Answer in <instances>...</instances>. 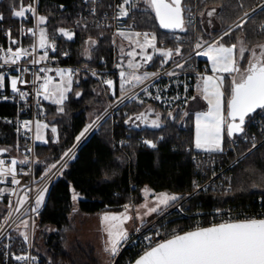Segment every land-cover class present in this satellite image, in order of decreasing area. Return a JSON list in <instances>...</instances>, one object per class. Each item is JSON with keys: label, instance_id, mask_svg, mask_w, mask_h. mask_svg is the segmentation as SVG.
Wrapping results in <instances>:
<instances>
[{"label": "trees", "instance_id": "obj_1", "mask_svg": "<svg viewBox=\"0 0 264 264\" xmlns=\"http://www.w3.org/2000/svg\"><path fill=\"white\" fill-rule=\"evenodd\" d=\"M200 3V10L217 7L220 29L213 30L206 40L218 37L222 32L225 45H234L238 37L245 36L249 50L264 43V7L253 11L264 0H183V8ZM34 0H0L2 22L14 26V35L25 43L31 38H22V21L12 15L34 4ZM80 0H39L42 16L46 17V28L51 41L57 44V51L51 55L54 62L94 67L102 61L113 63L114 43L111 29L78 28L75 20ZM132 12L144 15L138 21L139 30H151L157 44L173 51L171 62L186 57L194 51V33L189 26L185 31H169L159 26L153 11L136 8ZM245 13H248L245 16ZM242 25V26H239ZM74 33L73 39L63 37L59 29ZM199 34L202 35V29ZM187 37L188 42L176 40V36ZM203 37V35H202ZM90 40L95 44L90 47ZM90 49L87 58L86 49ZM176 49L180 54L176 55ZM250 51L245 52L247 59ZM163 57L155 56L150 68L161 65ZM4 70L0 69V73ZM70 91L63 111L58 106L48 104L46 121L55 125L59 137L54 140L48 131V142L36 148V174L49 172L50 165L57 164L64 153L78 142L76 137L89 125H93L105 112L110 103L116 100L107 96L98 80L84 71ZM3 92H8V79ZM79 93V95H77ZM149 103V102H147ZM145 104V103H144ZM144 104L126 102L114 115L108 116L96 127L94 132L79 148L76 156L62 169L54 181L46 204L37 217V237L35 250L52 264H95L92 248L74 250L77 255L66 249V229L70 226L75 211L94 214L104 211H121L125 205L142 201V188L150 186L156 192H169L178 196L175 202L187 198L194 190L196 170L193 157L194 116L191 112L178 111L171 114L161 111L165 124L160 128L148 126L131 127L128 119L141 112ZM158 109V108H157ZM20 117L18 106L0 102V149L8 150L5 156H16L22 146L17 121ZM90 129V128H89ZM150 141L155 147L145 143ZM233 190L224 192H199L192 196L190 205L200 212H209L229 204L239 211L258 212L264 210V144L249 153L233 170ZM135 186L137 188H135ZM73 189L82 198L75 202ZM261 200V202H260ZM174 202V203H175ZM0 205V211L2 209ZM53 228V232H49Z\"/></svg>", "mask_w": 264, "mask_h": 264}, {"label": "built area", "instance_id": "obj_2", "mask_svg": "<svg viewBox=\"0 0 264 264\" xmlns=\"http://www.w3.org/2000/svg\"><path fill=\"white\" fill-rule=\"evenodd\" d=\"M34 4L36 13L40 16L39 0H35ZM121 5H123V0H80L75 26L78 28H108L111 29L113 34V63L109 64L104 60L94 67L54 62L51 55L56 53L57 44L51 41L48 35L49 43L54 44L56 50L52 51L51 47L46 49L38 47V30L36 17L34 16H32L30 29L37 30V35L22 34V38H31V43H25L22 39L16 37L13 25H6L0 21V47L5 52L11 47L13 51L17 48L28 49L30 53L29 56L22 57L17 65H3V61H0V65H3L0 69L7 72L6 79L9 83L8 92H0V102H9L18 106L20 117L17 121V127L23 142L16 156L3 155L0 159L5 161L6 166H10L12 159L17 161L27 159L28 161L26 164H17L16 179L20 181L19 184H12L11 177L0 178V189H3V193L0 194V205L3 207L0 211V264H52L35 250L38 233L37 217L46 204L54 181L66 164L76 156L79 148L94 132L99 123L108 116L114 115L121 105L150 86L153 91L149 101L154 107L161 111H168L171 114H176L180 110L185 111L194 99L196 79L208 73L207 67L200 61L199 55H196L197 51H203L207 46L204 45L201 49L195 47L198 42L197 34L200 20V6L196 3L186 7L187 23L194 30V51L174 62L169 59L167 63H163L164 59H162L158 68L152 69L149 67L137 70V72H156L158 75L147 79L141 85L123 94L118 100L110 103L108 113L103 114L92 125L86 135L81 138L83 140L72 148L69 156H64L56 164V168L47 172V175H37L35 166L38 142L35 138V123L37 121L46 122L49 113L48 104L51 103L50 100H44L42 95L37 96V90L43 83V78L50 76L53 83L58 84L61 80V77L57 75L56 70L58 69L73 70L71 78H79L82 72L86 71L98 80L107 96H112L111 92L115 93L117 85L121 81L120 72H126L127 70L120 61L118 50L120 33L139 32L141 37H143V33L154 35L151 30L138 29V21L143 20L144 15H138L128 10V5H123L128 15L120 16ZM43 28H45L44 25ZM9 31L11 33L10 37L8 35ZM175 38L182 42L189 41L187 37H181L180 35ZM11 40H15L17 43L11 44ZM34 47L35 50H33ZM45 51L48 52V59L41 61L40 64H33L32 61L42 56ZM2 54L0 53V55ZM178 65L183 67H178ZM42 67L52 69V71L41 73L39 69ZM17 68L27 69V71L21 74L17 71ZM34 73L41 78L37 80ZM168 73L175 74L168 75ZM21 75L27 83L18 82L17 86L21 91L28 93L25 100H20L18 93L12 92L10 87V80ZM108 80L113 82L111 87L105 83ZM3 96H7L8 99H3ZM23 121H31L32 123L26 129L22 126ZM243 128V132L234 133L232 136L226 135V143L222 151H197L192 160L197 175L193 192L187 198L175 202L166 212L160 213L157 217L138 226L124 244L113 264H134L150 246L171 239L175 234H183L224 222L245 221L249 218L264 219V210L258 212L239 211L235 205L229 204L209 212H200L189 203L192 196L199 192L229 193L233 190V170L235 167L249 153L264 144V109L258 108L246 117ZM135 188L137 187L135 186ZM42 190L43 202L36 211H33L32 209L36 208V197L41 194ZM25 191L27 192V202L20 207L19 212H16L14 209L17 207V201L24 196ZM10 201L12 207H9ZM9 213H11L10 216ZM5 218H7V222H5ZM25 220L28 222L27 227L22 223ZM21 233L27 235V241L24 240ZM146 237H151V241L147 240ZM18 255L36 257V260L18 261L15 259V256Z\"/></svg>", "mask_w": 264, "mask_h": 264}, {"label": "snow or ice", "instance_id": "obj_3", "mask_svg": "<svg viewBox=\"0 0 264 264\" xmlns=\"http://www.w3.org/2000/svg\"><path fill=\"white\" fill-rule=\"evenodd\" d=\"M35 2V0H34ZM150 7L155 10L156 18L159 21V26L168 30L185 31L184 18L182 16V0H148ZM123 5L131 6V0H123ZM120 6V16H127L128 12ZM214 11V10H213ZM26 13H31L36 17V27L38 30V47L46 49L51 47L52 51H55V45L49 43L48 34L45 28L41 27L46 23V17L38 16L35 7L29 5L24 7L22 4L19 10L14 9L12 15L16 18L27 19ZM213 13L209 12L211 16ZM248 13H245L247 16ZM4 17L0 15V20ZM79 23V22H78ZM242 26V25H239ZM37 30L28 29V32L33 36L37 35ZM59 32L63 37L68 40H72L74 33L69 32L63 28L59 29ZM229 32H225L223 35H229ZM11 35L10 31L8 33ZM124 35V33H120ZM136 37L141 36V33H134ZM223 39L221 36L214 44L207 47L205 51H197L196 55L208 56L212 62V71L214 73H227L229 75L233 73H240L241 69L236 59H234V52L236 45L224 46L219 41ZM156 36L149 33H143V43L139 40L134 43L141 49L140 53L132 52L127 53L128 56L133 57L128 61V69L130 71L120 72L121 77V90H124L126 84H131L133 81L136 83H143L146 79H150L158 75L156 72L144 71L141 75H137L136 72L144 65L153 61L151 54H146L148 48L153 49V52H159L164 58H171L173 55L172 50L160 51L156 48ZM17 41L11 40V44H16ZM95 43V41H91ZM206 43V42H205ZM196 49H201L204 44L197 42ZM259 53L256 50H249L245 46L241 45L239 48V58L243 59L245 52H251V59L248 61V67L244 70L246 74L242 75L239 82L232 79L230 84V99L227 101V113L224 114L223 97L225 95L222 91L224 87L225 77L219 76H204L202 77V92L203 98L208 103V111L201 113L196 117V148H203L206 151H222V131L226 125V132L228 136H232L234 133H240L244 131L243 125L245 118L250 113L255 112L258 108L264 109V45H258ZM35 50V47L33 48ZM87 52V49L85 50ZM176 54H180V50L176 49ZM0 61H3V65H17L22 57L30 55L28 49L17 48L15 51L11 47L5 50L0 47ZM140 55L143 64L135 61V56ZM48 59V52L45 51L42 56L32 61L33 64H40L41 61ZM163 63H167V59L163 60ZM3 65H0L2 67ZM119 66V65H118ZM178 67H183L178 65ZM17 71L21 74L27 69L17 68ZM52 71V69L40 68L39 72ZM57 75L61 77L60 83L54 84L53 79L50 76L43 78V83L37 90V96L42 95L44 100H50L55 105H63L67 98L65 93L71 90L73 70L71 69H58ZM95 74V73H94ZM175 73H168V75H174ZM37 80L41 77L34 73ZM19 83H27L21 76L13 77L10 80L11 91L18 93L20 100H25L28 96L27 92L21 91L18 88ZM110 87L112 81H105ZM5 74L0 73V90L5 88ZM146 91V90H145ZM79 95V93H77ZM3 99H8L7 96H3ZM159 99V97H157ZM143 101H141L142 103ZM63 111V107L58 109ZM131 120L132 117H129ZM136 120L145 119V114L140 113L135 117ZM238 121V122H237ZM31 121H23L22 126L29 128ZM151 126L159 127V122L153 120ZM47 124L35 123L36 140H40L43 143L48 141L44 139L41 129L47 128ZM92 125L87 126L75 139L77 142L86 135ZM51 132L55 134L57 132L56 127L51 128ZM150 146L155 147L150 141H145ZM8 151L7 149H0V154ZM30 151V150H29ZM72 149H69L64 153V156H69ZM63 159V157L61 158ZM27 159L17 161L12 159L10 166L5 165V161L0 159V178L11 177L12 184H19L20 181L16 179L17 164H26ZM56 168V164L50 165L48 171ZM26 174V173H25ZM47 175V173H45ZM149 190L146 188L145 192ZM43 190L41 194L36 197V211L43 202ZM3 193V189H0V194ZM77 196L74 194L73 199ZM178 197L167 193H161L157 196V203L155 207L148 208L145 215L156 213L161 206H167L170 201L177 200ZM27 202V192L24 196L20 197L17 201V207L14 211L19 212L20 207ZM9 207H12L11 201ZM147 207V205H143ZM128 206L125 205V213L119 215L105 216L103 219L106 221H112L109 232L110 248L106 251H110L115 256L118 251V245L121 241H126L128 238L127 230L123 228L124 222L131 219L127 213ZM11 213H9V216ZM7 222V218H5ZM25 227L28 226V222L25 220L22 222ZM24 240L27 241L28 237L25 233H21ZM151 241V237H146ZM18 261H35L36 257L18 255L15 256ZM135 264H264V219L249 218L241 222H224L217 225L209 226L206 228H198L194 231H188L184 234H175L171 239H167L164 242L156 243L150 248L144 251V254L135 261Z\"/></svg>", "mask_w": 264, "mask_h": 264}, {"label": "rangeland", "instance_id": "obj_4", "mask_svg": "<svg viewBox=\"0 0 264 264\" xmlns=\"http://www.w3.org/2000/svg\"><path fill=\"white\" fill-rule=\"evenodd\" d=\"M202 1H205V0H202ZM131 2L135 6H138V8L155 12V10L150 7V4H149L148 0H131ZM196 3L199 4V6H200V3H198V1H196L194 4H196ZM34 5L35 4H32L33 7H34ZM262 7H264V1H262L253 11H257V10L261 9ZM208 8H211V7H207L204 11L200 10V20H199L198 34H197L198 41H199V39H201L200 37L202 35L204 37H207V35H209L213 30L220 29V23L218 21V16H217L218 8L214 6L213 8H215V11H214L215 13L212 12L213 14L211 16L206 15V22H205V23H208L207 20L209 18V21H212L210 23V27L209 28L210 29L214 28V29L211 32H209V34H206L204 32V27L201 24L202 23L201 22V18H202V14L206 13L205 11ZM39 13L42 15L40 10H39ZM26 16H27V19H22V18H18V19H20L22 21L29 22L30 18L32 17V14L31 13H26ZM0 21H2V20H0ZM29 24H30V22H29ZM29 24L26 23V24L22 25L21 36L24 33H26V34L29 33L28 32V29H30ZM184 25H185V21H184ZM41 27H43V25H41ZM191 29H192V31L194 33L193 28H191ZM200 29H202V35L199 34ZM224 32H222V34ZM123 33H124V35L123 36L120 35V37H119V49L118 50H119V54H120V61H121L122 65H123V67L127 68L126 72H128V71H130L128 69V67H127L128 61L132 60L133 57L128 56L127 53L132 52L133 50H136V46L137 45L134 43V41L139 40L141 43H143V37H141V36L136 37V36L133 35L134 33H139V32H133V33H125V32H123ZM222 34H220V35H222ZM127 35L132 40V42H130L132 44L131 48H128L129 43H128V38L126 37ZM239 40H243V42H244L243 46H245L247 49H249L247 44H246V39H245L244 35H241V36L238 37L237 43H238ZM91 41H94V40H90V47H92L95 44V43L94 44L91 43ZM201 43L204 44V42H201ZM219 43L223 44L226 47L228 46V45H225L222 42V40H220ZM155 44H156V48L159 49L160 51L170 50L169 48H167V47H165L163 45H158L157 44V40L155 41ZM241 45H242L241 43H238V47H237V49L234 52V59L238 60L237 62H238L239 66H240V69H241L240 73H233L231 75H229L227 73H214L212 71V62L208 58V56L200 55V56L204 57V59L209 63L208 65L210 67L209 68V73H207L205 76H209V75H211V76L223 75L225 77L224 87L222 89V91H224V93H225V95L223 97L224 114H225V116H226V113H227V101H228V99H230V84H231V81H232L233 78H235V80L237 82L240 81L242 75L246 74L244 70L248 67V61H249V59H251V52H250V54H249L247 59H241V58L237 59L236 58V53L239 56V48L241 47ZM259 45H264V43L263 44H259ZM230 46H232V45H230ZM257 46L258 45H255L254 47H252L251 50H256ZM258 50H256L257 53H259V51H260V50L259 51ZM89 51H90V49L88 48L87 49V53H86L87 54V58H90V52ZM136 57L137 56H135V61H138V59H136ZM1 73L5 74V80H6L7 75H8L7 72L4 71V72H1ZM136 74L137 75H141L142 73L137 72ZM71 79L73 81L72 85H71V90H72L73 85L75 83H77L79 81V79L78 78H71ZM5 83H6V81H5ZM139 84L136 83L135 81H133L131 84H126L124 86V90L122 91L121 90V81H120L118 83V85H117V90L115 91V93L111 92V95L113 97H115L116 100H118L123 94H125L129 90L134 89ZM3 90L4 89L0 90V92H3ZM145 90L142 91L137 96H135L132 99H130L129 101H127V102L133 101V102H136L137 104H141V105L145 103L144 104V108L142 109L141 112H138V113L133 114V115L130 116V117H132V119L131 120L128 119V124L131 127H135V128H142V127H145V126L154 128V127L151 126V122L153 120H157L158 119V122H159L160 126L156 127V128H160V127H162L165 124L164 119H163V114H161L162 113L161 110H159V109H157V108H155V107H153L151 105H148V103H147L149 98H150L151 92L153 91L151 86L146 88ZM70 91L65 93L67 98H68V95H69ZM196 96L199 98V100L197 101V105H196V109L197 110L192 112L193 116H194V126H195L194 148H196V146H195V142H196V117H197V115H199L201 113L207 112L208 108H209L207 101L203 98L202 78H200L198 80L197 84H196ZM67 98L65 99L64 103L66 102ZM141 101H143V102L141 103ZM64 103H63V105H57L58 108L64 107ZM51 104H53V103L51 102ZM155 110H156V112H155ZM140 113H144L145 114V119L136 120L135 117L137 115H139ZM40 123L48 125L47 128L41 129V133H42L44 139L48 140V136H49L48 131L51 132V128L53 126L56 127L57 132L55 134L52 133L53 134L52 136H53L54 140L58 139L59 130H58L57 126L50 125L48 121H46V122L45 121H40ZM101 123H99V125ZM221 135H222V145H221V147L223 149L224 146H225V143H226V135H227L226 125L224 126V130L222 131ZM82 140L83 139H81L80 141H82ZM36 141L38 142V144H45V143H43L40 140H36ZM151 144H153V143H151ZM199 150L206 151L203 148H200ZM146 188L149 190L148 192H145ZM141 192L143 194V199H142L141 202L136 203V204L127 205L128 206V210H127L126 214L128 216L132 217V218L127 220L126 222H124L123 228L125 230H127L128 238H127L126 241H121L120 242V244L118 245L119 251H118V253L115 256H113L110 251H106V249L110 248L108 229H109L110 225L113 224L114 222L106 221L103 218L106 215L107 216H112V215H119L121 213H125V206H124V208L121 211H118V212H116V211H104V212H98V213H94V214H89V213H84L83 214L81 212L75 211L72 214V216H71L70 226L66 229V232H65V236H66V240H67L66 241V249L68 251L74 253L73 255H77V252H75L74 250H78L79 251L83 247L84 248L85 247H89V248H92L93 251H94L93 259L95 261V264H113L116 261L117 256L119 255L120 251L122 250L124 244L128 241V239L132 235L133 231L138 226L144 224L146 221L157 217L160 213L166 212L167 209L170 206H172L174 204V202H175V201H170L167 206H161L160 209L156 213H152L150 215H145V213L147 212L148 208L156 206L157 196L159 194H161V193H167V194H170V195L177 196L176 194L169 193V192H156L150 186H144L142 188ZM74 194L77 196V198L74 199V200H75V202H78L82 198V196L73 189V195ZM145 204L147 205V207H143V205H145ZM49 232H53V228L50 229Z\"/></svg>", "mask_w": 264, "mask_h": 264}, {"label": "crops", "instance_id": "obj_5", "mask_svg": "<svg viewBox=\"0 0 264 264\" xmlns=\"http://www.w3.org/2000/svg\"><path fill=\"white\" fill-rule=\"evenodd\" d=\"M136 8H138V6H135L132 2H131V6H129L128 5V10H130V11H133L134 9H136ZM182 12H183V14H182V16H183V18H184V21H185V25H184V28H185V30L188 28V24H187V20H186V16H185V10H184V8H183V3H182ZM215 11V8H213V7H211V8H208L205 12L206 13H204V14H202V18H201V24H202V26L204 27V32L206 33V34H209V32H211L213 29H210L209 27H210V23L212 22V21H209V18H208V23H205L206 22V15H208V13L209 12H213V13H215L214 11ZM154 12V11H153ZM155 13V12H154ZM213 24V23H212ZM126 33H128V32H126ZM127 38H128V43H129V46H128V48H131V46H132V44L130 43V42H132V40L130 39V37L127 35L126 36ZM201 39H199V42H204V45H207L206 47H205V49H207V47L208 46H210V45H212V44H214L219 38H220V36H218V37H215V38H212V39H209V40H206V37H200ZM201 40V41H200ZM242 41V42H241ZM206 42V43H205ZM238 43H241L242 45H244V42H243V40H239L238 41ZM238 43L237 44H234V45H236V49H237V47H238ZM161 49V48H160ZM204 49V50H205ZM259 48L257 47L256 48V50H258ZM163 50V49H162ZM203 50V51H204ZM164 51V50H163ZM259 51V50H258ZM135 52H137V53H140L141 52V49L139 48V47H137L136 46V50H135ZM173 52V51H172ZM146 54H151L152 56H153V58L155 57V56H160V54H159V52H153V49H151V48H148L147 50H146ZM177 55V54H176ZM172 57H174V55H172ZM171 57V58H172ZM171 58H164L163 57V59H167V60H169V59H171ZM236 58L237 59H239V56L237 55V53H236ZM136 59H138V61H136V62H139V63H141V64H143V61L141 60V57H140V55H137V57H136ZM199 59H200V61L207 67V69H208V73H209V63L204 59V57H202V56H200L199 55ZM238 61V60H237ZM150 65H151V62H149L147 65H144L143 67H141L140 69H145V68H149L150 67ZM137 73V72H136ZM140 73H143V72H140ZM205 75H203V76H200V77H198L197 79H196V81H195V96H194V99L190 102V104H189V106H188V108L185 110L186 112H194V111H196L197 109H196V105H197V101L199 100V98L196 96V84H197V82H198V80L200 79V78H202V77H204ZM142 83H140L139 85H141ZM139 85H137V86H139ZM148 102H149V100H148ZM148 105H151V106H153L150 102L148 103ZM154 107V106H153ZM155 112H156V110H155ZM238 122V121H237ZM195 150H197V151H203V150H199V149H197V148H195Z\"/></svg>", "mask_w": 264, "mask_h": 264}, {"label": "water", "instance_id": "obj_6", "mask_svg": "<svg viewBox=\"0 0 264 264\" xmlns=\"http://www.w3.org/2000/svg\"><path fill=\"white\" fill-rule=\"evenodd\" d=\"M182 3H183V0H182ZM181 7H182V4H181ZM182 14H183V12H182ZM166 30H168V29H166ZM169 31H178V30H169ZM1 149H6V148H1ZM7 152L8 151H6V152H4L3 154H0V157L2 156V155H5V154H7ZM236 222H241V221H236ZM206 228V227H205ZM192 231H194V230H192ZM186 233V232H185ZM184 234V233H183ZM139 259V258H138ZM134 264H135V262H134Z\"/></svg>", "mask_w": 264, "mask_h": 264}]
</instances>
